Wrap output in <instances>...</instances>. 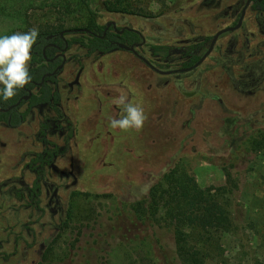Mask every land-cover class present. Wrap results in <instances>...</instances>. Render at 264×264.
Segmentation results:
<instances>
[{
	"label": "rangeland",
	"instance_id": "374dc122",
	"mask_svg": "<svg viewBox=\"0 0 264 264\" xmlns=\"http://www.w3.org/2000/svg\"><path fill=\"white\" fill-rule=\"evenodd\" d=\"M106 1L127 11L110 12ZM183 1L90 0L100 24L114 21L118 28L140 31L145 42L138 53L165 71L182 68L181 49L232 26L245 2L189 0L185 8ZM24 4L15 7H23L24 26L10 18L7 4L0 10V35L49 24L81 29L87 23L82 13L55 6L58 0ZM65 37L88 38L83 32ZM154 44L169 47V54L155 55ZM66 58L56 82H49L59 92L60 116L49 105H24L19 126L0 121V264H49L42 258L51 245L58 256L52 264H182L163 216L144 225L132 211L152 184L175 169L229 213L228 228L218 220L199 222L211 239L200 249L205 264H264V149L253 148L264 133V79L256 96L235 88L256 86L255 76H245L246 66L264 69V17L248 8L241 28L223 34L190 72L162 75L132 52L89 54L79 43L69 47ZM80 72L79 84L70 87ZM120 96L143 107L142 130L110 129L109 119L122 114L113 102ZM218 103L228 108L214 126L228 137L223 145L213 140L211 122H203ZM251 107L259 112L252 114ZM234 112L241 115L234 118ZM188 113L193 120L183 127L191 133L163 167L157 156L171 146L177 121ZM197 135L207 138L205 146Z\"/></svg>",
	"mask_w": 264,
	"mask_h": 264
},
{
	"label": "trees",
	"instance_id": "16d2710c",
	"mask_svg": "<svg viewBox=\"0 0 264 264\" xmlns=\"http://www.w3.org/2000/svg\"><path fill=\"white\" fill-rule=\"evenodd\" d=\"M58 1L59 4H55V6L64 9L66 13L73 15L79 12L87 18L86 25L81 29H87L94 35H103L106 25H102L98 22L95 11L92 9L90 0ZM117 2H119V0H117ZM5 4H7V10L9 11L10 18L14 19L16 22H21L24 26L25 17L22 13L23 7L21 6L19 10L15 9L17 5L24 4V0H0V10L2 8H6ZM103 6L110 12L123 13L127 11V9H121L115 7V5L111 6V3L107 1L103 3ZM189 6V0H184L183 7L187 8ZM252 9L264 11V0H254ZM20 28H22V26H20ZM62 31H64L62 24L60 26L49 24L39 29L40 36L37 43L33 46L31 52V62L32 64H36V67L30 68L31 81L27 85L28 87L33 88V82H40L45 74L53 72L56 63H47V59L44 57L42 50L44 46L51 42L63 45L62 38L60 37V32ZM53 35L55 36V39H48L49 36ZM66 35L67 34H65V36ZM113 40H118L127 45H133L135 43L141 42L142 37L135 31L127 30L121 36H118L115 33H108L106 40L96 36H88L87 39L80 38L78 40H71L68 42L69 46H71L73 43H79L88 50L89 54H93L95 52L108 53L109 49H107V45H109V43ZM207 44L208 41L204 40L188 45L187 47L181 49L185 58L182 68H188L197 63L207 51ZM152 50L155 55H159L161 53L169 54L170 51L169 47L157 44L152 45ZM46 54L48 59L54 57V52L51 49H47ZM160 68H163V66ZM245 76H250L251 79H253L255 76L257 78V82L254 83L256 86L253 87L252 91L235 87L238 92L241 91L242 94L253 93L254 96H256L255 94L258 91H260L259 93L263 92V90L261 91L262 88L259 86L264 79V69L258 67L257 64L246 66ZM248 77H246V79ZM246 79L241 78L242 81ZM247 81H249V79L244 82ZM49 82H56L55 76L46 77V81L40 88L39 93L34 95L31 99L30 107L49 104L55 113L60 116L61 111L58 106L59 92L54 90L50 86ZM23 94H25L24 89L20 90L11 101H0V108H9L13 104L17 103ZM214 105L215 106H211L210 108L211 112L208 111V113L205 115L204 119L206 120L203 122H211L210 125L214 128L211 130L213 140L220 142V144L223 145L228 142V137L225 134L223 135L222 129L214 126L216 118L219 117L223 119L224 114L228 112V108L223 107L219 103L217 106L216 104ZM204 108L205 107H203L202 115H204ZM16 110L17 109H14L9 113H0V121L4 122L10 127L19 126L21 123V116L24 119L26 114L19 115ZM258 112L259 109L257 107H251L252 114ZM240 115L241 114L237 112L233 113L234 118L235 116ZM192 120V116L188 113V116L185 119H180L177 121L178 130L172 131L171 146L167 147L161 154L157 156L158 164L161 163V166L165 167L179 152L183 146L184 140L188 137V134H190L192 130L188 126L183 127V125L185 126L189 121L191 122ZM204 124L207 125L208 123ZM48 130L49 125L44 124L41 133L46 136ZM194 138L201 142L204 146L206 145L207 138L204 135H197ZM44 140L47 142L46 139ZM212 144H214V141H212ZM253 148L257 151L264 149V133L258 140L253 142ZM38 160L39 159H35L34 161L37 162ZM131 164L132 162H129L128 166L130 167ZM169 171L170 169L164 172V175H166ZM87 199H89V197H87ZM132 211L136 221L144 225L149 223L154 224V221L159 222L160 217L163 216L161 217L162 220L170 227V230L174 234V238L176 240L175 253L182 264H205V259L202 255V250L200 249L205 248L208 241L211 239L206 238L203 234V231L200 229L199 222L202 219L218 220L220 225H226L227 228L231 226L229 213L225 206H223L213 194L201 190L186 172L179 171L177 169L166 175L163 182L152 184L147 196L143 197L141 201L133 205ZM196 213H200V216H196ZM63 225L68 227V223L66 222L63 223ZM57 258L58 256H55L53 245H51V247L47 249V252H45L42 261L52 264Z\"/></svg>",
	"mask_w": 264,
	"mask_h": 264
},
{
	"label": "clouds",
	"instance_id": "9594fccd",
	"mask_svg": "<svg viewBox=\"0 0 264 264\" xmlns=\"http://www.w3.org/2000/svg\"><path fill=\"white\" fill-rule=\"evenodd\" d=\"M39 36L37 28L27 32L0 35V101H11L30 83L31 52ZM113 102L121 107L122 114L119 119H109L110 129L142 130L147 117L140 104L127 102L124 96L115 98Z\"/></svg>",
	"mask_w": 264,
	"mask_h": 264
},
{
	"label": "flooded vegetation",
	"instance_id": "af4514ba",
	"mask_svg": "<svg viewBox=\"0 0 264 264\" xmlns=\"http://www.w3.org/2000/svg\"><path fill=\"white\" fill-rule=\"evenodd\" d=\"M205 1H207L208 3H211L212 2V0H205ZM247 1L248 0H245V2H244V4H243V7H242V9H241V11H240V14H239V17H238V20L232 25V26H229V27H235L237 24H238V22H239V20H240V17H241V15H242V13H243V10H244V8L246 7V3H247ZM254 4V0H252L251 1V4L249 5V7H247V9L248 8H252V5ZM247 9H246V11H247ZM254 12H255V14H257V15H262L263 17H264V11H262V10H254ZM246 13V12H245ZM245 17V16H244ZM244 19V18H243ZM111 22H114V21H110V22H107L105 25H106V29L104 30V32H103V35L102 36H99V35H94L91 31L88 33V32H83V33H85V34H87L88 36H90V37H93V36H96V37H100L101 39H103V40H106L107 39V37H108V33H115V34H117L118 36H121V35H123L124 33H125V31H135V32H137V33H139L140 34V36L142 37V41L141 42H139V43H144L145 42V39H144V37H143V35H142V33L140 32V31H138V30H136V29H134V28H129V27H122V28H118L117 27V25H116V28L114 27V25H112V24H110ZM242 23H243V21H242ZM109 24H110V26H109ZM116 24V23H115ZM242 26V25H241ZM229 27H226V28H229ZM226 28H223V29H226ZM241 28V27H240ZM239 28V29H240ZM222 30V29H221ZM238 30V29H237ZM237 30H235V31H237ZM122 31V32H121ZM220 30H218L213 36H211V37H207L206 39H204V40H207L208 41V44H207V51H208V49L210 48V46H211V43H212V41H213V38H214V36L219 32ZM231 32H234V31H231ZM227 33H229V32H227ZM54 36V35H53ZM222 36V35H221ZM220 36V37H221ZM50 37V36H49ZM48 37V39H55V36L53 37V38H49ZM219 37V38H220ZM62 38V37H61ZM218 38V39H219ZM203 40V41H204ZM218 41V40H217ZM62 42H63V45L62 44H58V43H55V42H51V43H49L48 45H46V46H44L43 47V55H44V57L47 59V63H56L55 64V67H54V69H53V72H55L56 70H57V68L61 65V63H62V55L63 54H65L66 55V52L68 51V49H69V42H68V40L66 39V37H65V39H63L62 38ZM120 41H118V40H113V41H111L110 43H109V45H107V49H109V52H111V51H116V48H117V43H119ZM122 43V42H121ZM139 43H135V44H133V45H136V44H139ZM216 44V43H215ZM67 45H68V48H67ZM133 45H129V46H133ZM139 48V47H138ZM138 48H136V50L138 49ZM47 49H51L53 52H54V57L53 58H51V59H48L47 58V54H46V51H47ZM117 50H123V49H117ZM206 51V52H207ZM138 52V51H137ZM205 52V53H206ZM204 53V54H205ZM210 55V54H209ZM208 55V56H209ZM207 56V57H208ZM203 57V56H202ZM201 57V58H202ZM32 67H36V64H32ZM31 68V67H30ZM64 68V67H63ZM181 69V68H180ZM63 69H61L56 75H55V78L57 77V75L62 71ZM52 72V73H53ZM49 74H51V73H47V74H45L44 76H45V81H46V77L49 75ZM43 76V77H44ZM43 77H42V79H43ZM45 81L42 83V80L40 81V82H33V88H30V87H28L27 85L25 86V88H24V90H25V94H23L20 98H19V100H18V102L19 101H21V104L19 105V107H17V108H14V109H17L16 110V112L17 113H19V115H21L22 113H20V109L24 106V105H29L30 106V101H31V99L33 98V96L34 95H37L38 93H39V90H40V88L43 86V84L45 83ZM42 83V84H41ZM70 86V85H69ZM70 87H72V86H70ZM16 104V103H15ZM14 105V104H13ZM43 105H49V104H43ZM50 106V105H49ZM11 107V106H10ZM13 109V110H14ZM12 111V110H11ZM10 112V111H9ZM9 112H7V113H9ZM24 119L22 118V116H21V122L23 121ZM4 123V122H3ZM5 124V123H4ZM56 194H54V196H55ZM51 203V202H50Z\"/></svg>",
	"mask_w": 264,
	"mask_h": 264
},
{
	"label": "water",
	"instance_id": "95a60500",
	"mask_svg": "<svg viewBox=\"0 0 264 264\" xmlns=\"http://www.w3.org/2000/svg\"><path fill=\"white\" fill-rule=\"evenodd\" d=\"M251 1H252V0H248V1H247V3H246V7H245L244 10H243V13H242V15H241V17H240V20H239L238 24H237L235 27H229V28H226V29H222V30H220V31L214 36L213 41H212L211 46H210V48L208 49V51L203 55V57H202L197 63H195V64H194L193 66H191V67H188V68H181V69H174V70H167V71H165V70H161V69H158V68L155 67L152 63H150L145 57L141 56V55L137 52L136 48L140 47L143 43H142V44L139 43V44H136V45H133V46H129V45L125 44V43H121V42H119V43H117V48H116V50H117V49H123V50H126V51H129V52L134 53V54H135L137 57H139L144 63H146L151 69H153L154 71H156L157 73L162 74V75H171V74H178V73L190 72V71H192V70L198 68V67L203 63V61L207 58V56H208V55L211 53V51L213 50L215 43L217 42L218 38H219L221 35H223V34H225V33H227V32L235 31V30H237V29H239V28L241 27V25H242V21H243V18H244V16H245L246 9H247V7H249V5L251 4ZM110 24L114 25V27L116 28V24H115V22H111ZM110 24H109V26H110ZM77 32H88V33H89L90 31L87 30V29H72V30H64V31L60 32V37H62L63 39H65V34L77 33ZM121 32H122V31H121ZM53 37H54V36H50L49 38H53ZM67 48H68V45H67ZM66 61H67L66 55L63 54V55H62V63H61V65L57 68V70H56L55 72L49 74L48 76H55V75H56L61 69H63V67H64L65 64H66ZM80 74H81V72L77 75L75 81H74L73 83H71L70 86L73 87L75 84H79ZM44 81H45V76H44L43 79H42V83H43ZM42 83H41V84H42ZM20 104H21V101L17 102L16 104L12 105V106L9 107V108H6V109H4V108H0V113H7V112L13 110L14 108L19 107Z\"/></svg>",
	"mask_w": 264,
	"mask_h": 264
}]
</instances>
